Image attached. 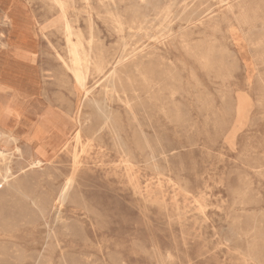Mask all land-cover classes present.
<instances>
[{
    "label": "rangeland",
    "instance_id": "obj_1",
    "mask_svg": "<svg viewBox=\"0 0 264 264\" xmlns=\"http://www.w3.org/2000/svg\"><path fill=\"white\" fill-rule=\"evenodd\" d=\"M26 1L40 25L55 19L49 0ZM211 4L214 14L226 19L220 32L206 38L215 49L212 65L203 66L198 57L203 47L188 54L178 42L167 44L175 68L166 67L165 81L177 90L182 117L156 118L153 101L140 94L136 121L130 126L124 114L120 121L131 168L115 155L110 137L103 134V142L82 153L61 214L52 207L38 214L31 207L34 214H24L12 225L19 243L0 242V264H264V36L259 38L264 33V0H251L246 8L257 15L253 27L227 18L225 7ZM18 28L14 57L33 68L36 56L51 75L44 78L54 108L65 110L74 103V112L81 108L84 116L92 117L90 104L81 107L82 99L71 85L62 88L64 102L51 84L59 68L55 51L64 54L60 34L47 29L48 39L41 40L43 48L37 51L31 29ZM32 97L39 101V96ZM240 100L248 106V118L237 128ZM44 109L40 117L48 125L42 131L47 139L37 140L48 152L38 153L34 145V155L43 159L40 166L15 173L29 188L25 192L41 197L54 195L71 173L70 155L54 156L57 149L47 143L67 139L75 128L70 118H53ZM13 132L21 136L20 130ZM8 193V186L1 185L0 196L7 198Z\"/></svg>",
    "mask_w": 264,
    "mask_h": 264
},
{
    "label": "bare ground",
    "instance_id": "obj_2",
    "mask_svg": "<svg viewBox=\"0 0 264 264\" xmlns=\"http://www.w3.org/2000/svg\"><path fill=\"white\" fill-rule=\"evenodd\" d=\"M49 1L51 4L49 10L55 13V19L42 26L26 0H0V83L7 99L11 98L13 103L22 106L32 96L37 95L38 112L42 107H46L44 110L50 111L48 114L53 118L61 117L67 120L68 117L73 120L75 128L67 139H54L53 142L47 143L49 147L57 149L54 156L70 155L71 173L54 195L41 197L42 195L34 192H25L29 188L22 179L16 177L15 173L25 174L29 169L33 170L34 167L40 166L43 159L38 153L34 156L31 147L22 142L19 135L0 125V186L7 185L9 188L7 198L0 196V242L9 246H16L19 243L13 223L24 219V214H34L33 206L39 211L38 214H46L50 207L55 209L57 214H61L62 206L70 196L74 177L79 171L82 153L92 144L103 142V134L110 137L115 155L122 160L126 168H131L132 156L122 140L125 130L120 121L122 114L130 126L136 121L138 104L140 106L142 104L141 101L138 102L140 94L153 101L156 118L171 117L178 120L182 117L180 104L175 97L177 90L171 88L165 81L166 67L175 68L173 55L167 44L178 42L188 54L196 53L203 47L204 52L198 57L203 61V66L212 65L214 59L211 55L213 56L214 46L208 43L206 38L214 37L220 32L222 22L226 19L214 14V5L211 2L219 7H225L227 18L232 17L239 24L253 27V21L257 18L256 14H249L246 11L251 0H80V5L76 4V0ZM101 24L105 26L104 30L100 29ZM18 25L31 29L34 40L38 41L37 51L43 48L41 40L48 39L47 29L60 34L64 54L55 51L59 68L58 72L54 73V82L51 84L58 89L59 98L63 96L62 88L71 85L76 91L74 94L79 93L76 97L82 99L81 107L85 103L90 104L92 117L84 116L81 108L74 112L71 107L74 103L70 105L67 102L69 105L64 108L65 110L54 108L47 86L49 81L44 78V75L49 77L51 75L45 73V68L38 62L36 56L34 59L36 67H33L35 73L30 72L26 80L21 79L19 75H12L8 70L16 71L21 66L32 67L27 63L16 60L11 64L6 60L7 70L3 68L5 66L1 56L7 52L8 47H13L14 51H17L14 36ZM262 31L264 32V23ZM263 36L264 33L260 35V41L263 40ZM194 39L198 40L197 43L191 44ZM48 70L53 71L50 67ZM63 99L65 102L64 96ZM60 105L62 107L64 104ZM247 107L241 100L237 104L235 127L239 128L243 126L245 119V122L247 121ZM174 112L175 116H172ZM148 120L151 124L149 117ZM58 122L60 121L56 124H59ZM151 159H154L153 156Z\"/></svg>",
    "mask_w": 264,
    "mask_h": 264
},
{
    "label": "crops",
    "instance_id": "obj_3",
    "mask_svg": "<svg viewBox=\"0 0 264 264\" xmlns=\"http://www.w3.org/2000/svg\"><path fill=\"white\" fill-rule=\"evenodd\" d=\"M14 54H16V51H14L13 47L9 46L7 52H5L1 56L3 63H4L3 66H5L3 68L5 70H7V66L5 64L6 60L9 61V63L11 64L15 63L16 60H19L22 63V61L16 55H15L16 57H14ZM26 67L21 66V67H18L19 70H16V71L8 70V71H10L12 75H19L21 79L26 80L30 72L35 73L34 72L35 70L33 68L31 67L26 68ZM5 91H7V89ZM0 97H1L0 98V125L4 126V128H6L7 130L16 131V132L17 131L19 132L20 130L21 131L20 139L22 140V142L28 144L31 147V151L33 154H34V151H33L34 145L39 146L38 148L39 150L37 151L38 153L40 151L48 152L47 148H45V146L40 141L37 140L38 138L43 137L42 131L43 129H46L48 127L46 123L44 124L42 122L43 119L42 117H40L41 111L40 112L37 111L36 103L38 100H36L35 98L32 99L33 97H31L30 99L31 101L26 103L27 105L24 104L22 106H19L13 103L11 98L7 99L5 93L3 92V87H1V83H0ZM17 107H20V108L22 107V108L18 109ZM28 126L29 128H31V130H29ZM22 127H25L27 129H22ZM24 133H26L27 135L24 136ZM55 137L58 138V136H54L53 138ZM43 139H47V138L43 137ZM52 148L56 149L55 147H52ZM34 156H37V155H34Z\"/></svg>",
    "mask_w": 264,
    "mask_h": 264
}]
</instances>
